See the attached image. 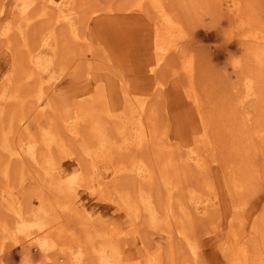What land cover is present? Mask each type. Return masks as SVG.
<instances>
[{"label":"rangeland","instance_id":"374dc122","mask_svg":"<svg viewBox=\"0 0 264 264\" xmlns=\"http://www.w3.org/2000/svg\"><path fill=\"white\" fill-rule=\"evenodd\" d=\"M133 1L135 0H122V3L131 5ZM170 1L167 6H171L172 14L181 19L185 37L181 52L170 59V67L159 72L158 80L164 86L155 95L152 94L153 83L147 72L152 20L156 16L151 12L145 15L120 11L111 14L100 12L97 16L81 20L79 26L75 23V30L72 32L76 41L81 43V38L85 40V44L80 45L81 49L76 48L75 51L82 52L83 56L72 53L61 56L62 58L56 57L50 47L52 44L49 47L43 45L44 39L48 37L47 31L43 32L45 21L33 24L37 36L30 40L27 48L30 52L29 64L24 61L23 52V56L20 55L16 61L20 74H25L21 78L23 87L19 92H15L16 83H10L11 64L9 57L5 58L6 52L0 44V226L5 228L4 232L0 230V264H20L22 257H30L32 264H49L48 257H44L35 246L51 227L50 219L57 217L59 212L54 210V194L59 193L53 190V184L60 185L62 191L67 192L68 182L77 179L78 182L81 179L87 180L89 188L94 190L101 186L99 180L107 183L113 176V168L108 164L95 163V148L98 146V150L105 152L107 146L113 143L112 139L118 137L115 130L119 132L130 120L131 125L132 116L141 107L146 114L151 112L147 114L148 122L159 128L154 127L158 135L166 133L169 142L177 148L176 152L180 151L178 157L181 160L188 159L195 163L201 157L206 168L203 170L205 174L198 175L190 167L191 173L190 169L187 171L189 176L184 175L182 184L176 185L171 191L162 183L161 178L152 188L146 185L143 187V184L137 182L139 187L137 185L136 192L141 188L143 195L154 200V207L160 209L158 203L162 202L165 206L172 207L173 215H178L177 208L180 205L189 214V222L184 225L189 243L177 238L181 237L176 232L180 229L179 225L170 228L177 237L173 241L175 250L169 246L172 249L169 251L175 252L177 261L183 260L184 264H227L223 253L233 243L231 232L235 231L236 235L238 231L249 233L255 217L264 211V150L258 141L245 136L241 139L242 149L238 153L234 149V143L238 142L231 137L242 127L235 126L234 123L237 115L233 104L239 96L237 88L240 73L233 71L232 63L243 54V44L237 31L233 29L232 16L221 3H214L211 13L203 5L197 11L191 9L187 0ZM254 2L264 16V0ZM21 3L19 0H0V34L3 35L8 28L16 25L12 29L15 37L16 32H20L19 35L24 39L27 34L34 32L26 31L24 27L27 18H22L20 13H26L28 3L25 0ZM118 3L98 0L96 7L91 9L116 7ZM21 5L26 10H21ZM17 21L18 24H15ZM57 28L58 33L61 27ZM8 55L9 53L6 54ZM182 64L190 68L193 66L191 70L195 73L192 72L191 78L182 72ZM20 74H17L16 79ZM192 78L194 82L191 81ZM189 82L194 87L189 86ZM190 87H193L198 96L202 115L207 122V137H202L200 141L198 136L201 133L202 119L196 112L195 104L186 95L191 90ZM101 99L106 101L109 111H105L98 103ZM36 101L42 107H47L46 117L53 116L56 125L49 126L45 118L37 121L39 115L29 112ZM21 109L25 114L28 113L25 117V114H19ZM12 111L16 114L11 115ZM57 115L61 121L57 119ZM80 135H91L93 147L82 140ZM198 143L201 145L199 151ZM20 145L23 155H19ZM252 147L259 151L257 161H254L257 171L259 170L258 180L255 182L249 171L248 178H251L248 185L243 186L247 193L241 204L243 206L233 213L235 198L229 196L225 182L230 181L236 187L239 182L237 183L236 176H232V180L230 177L226 179L223 169L227 164L231 174H240V178H243L245 166L242 162L250 164L249 150ZM153 148L135 152L134 156L139 157L148 167L154 161V164L160 163L159 152L154 149V155ZM235 148H239V145ZM148 152H151L150 155ZM68 153L70 156H67ZM151 155L154 156V161ZM125 159L122 166L124 170L130 171L137 165L128 162V157ZM89 170L91 173L86 175ZM194 174L196 175L193 176ZM200 177L209 183L216 194L217 204L205 214H197L194 209ZM126 181L131 182L130 179H125L115 188L107 185L108 183L102 185L106 188V199L111 200L109 191L118 188L113 194L116 198L124 195V205L132 209L133 200L138 198L135 195L140 194H135V189L126 184ZM110 182L114 185L111 180ZM133 183L136 188L137 183ZM77 194L76 209L80 218L88 224L87 236L94 232L96 239L92 244H83L82 247L70 244L72 247L69 258L72 261L64 264H96L97 254L103 245L97 236L103 235L105 238L111 232L120 238L122 264H142L145 252L153 255L157 261L162 260L161 264L167 262L169 239L164 232L143 226L136 229V223L128 212L110 202L101 201L97 194H90L85 188L78 189ZM116 198L111 201L117 202ZM140 210H143V219L150 218L144 213L143 206H140ZM155 214L160 222L162 211L156 209ZM235 214L242 217L238 218L240 220L246 219L245 225L242 223L244 227H239L238 219L237 224H231L230 217ZM65 222L72 230L75 229L79 239L84 242V232L77 222L74 221L73 224L69 218L64 219ZM28 224L36 227L34 231L26 230ZM241 236L240 232L238 238ZM107 260L109 261L107 258L105 262L102 261L107 264Z\"/></svg>","mask_w":264,"mask_h":264},{"label":"bare ground","instance_id":"6f19581e","mask_svg":"<svg viewBox=\"0 0 264 264\" xmlns=\"http://www.w3.org/2000/svg\"><path fill=\"white\" fill-rule=\"evenodd\" d=\"M19 1L21 3V1L24 0H19ZM25 1L28 3V6H26L28 10H26L25 7L21 5L20 7L21 10L23 11L26 10L25 11L26 13L24 14L20 13V16H22V18L23 17L27 18V21L24 25L26 31L31 30L34 32L27 34L25 38L26 40L24 38H21V36L19 35L20 32H16L17 37H15L13 36L15 31H12V29H15L17 27L16 25V26H12L13 28L12 27L8 28L3 35L0 34V44L2 45V48L6 52L4 54L5 58L9 57L8 61L11 64L10 83H16L15 92H19L20 89L23 87V85L21 84L23 83L21 78L25 76V74H20L17 66L18 63H16V61L20 57V55L21 57L23 56L21 54L23 52L25 58L24 61H26V63L29 64L30 52L29 49L27 48L30 45L29 43L30 40H34V37L37 36L35 30L33 29V24L40 23L42 21H45L46 23L43 32L47 31L46 33L48 34V37L44 39L43 45L49 47V45L52 44L50 47L51 50H53L54 55H56V57H61V56L64 57V55H68L72 53L75 56L81 54L83 56L82 52L80 53L75 50L76 48L78 50L81 49L80 45L85 44V40L84 38L80 39L82 44L76 41L77 40L76 36L72 32L73 30H75L74 27L76 25L78 24L80 25L81 20L89 19L90 16H97V14H100V12L111 14L115 11H120L123 13H130V12L142 13L144 15L149 14V12L154 13L156 16L154 19L152 18L153 20H152L150 53L148 55V65H147V72L149 73V76L153 83L151 91L152 94L154 95L156 92L161 91L162 87L164 86V84L159 82L158 80L159 72L162 71L163 69L170 67V59L173 58L177 53L181 52L180 49L185 34L182 30L183 26L181 25L182 23L181 19L179 17H175L176 15L172 14L171 11L172 8L170 9L171 6L170 7L167 6L170 0H135L131 5L126 2L122 3V0H112L119 2L116 7L109 6L105 9H93V10L91 8L96 7V3L98 2V0H71V1L25 0ZM174 1L176 2V0H171L170 2H174ZM178 1L179 0H177V2ZM187 1H189V6L193 10H196L197 8L203 5L208 12L212 13L213 11L212 7L214 6L213 4L221 3V5H223L224 8L228 12H230L233 21V29L237 31L239 35V39H241V42L243 44V54L241 58L232 63L233 71L240 73L238 77L239 87L237 88L239 96L238 98H236L237 100L235 101V104H233L234 108L236 109V115H237L234 120V123H236L235 126L241 125L242 127L236 130L233 136L231 137L233 138V140L238 142V143H234L235 147L239 145V148L234 147V149L238 153H240V150L242 149V146L240 145L241 139L245 138V136L252 139L253 141L254 140L258 141V143L261 144L262 149L264 150V16L258 10L259 8L256 7L254 0H187ZM15 24H18V21ZM57 26L61 27V30L58 33L56 31ZM40 46L42 47V44H40ZM73 50L75 52H73ZM8 53L9 55L6 56V54ZM184 64H182L184 66V68L182 67V72L184 73L185 76L191 78L193 74L192 72H194L193 70H191L193 66L192 68H190V66H186ZM177 66H178V62H177ZM173 67L175 68V65ZM177 71L176 73H178ZM17 74H20V76H18V78L16 79ZM191 81H193V78ZM191 83L192 82H189V84ZM192 84L189 86H193ZM193 87H190L191 90L187 92L186 95L188 99H190L192 103L195 104L194 107L196 108V112L199 114V116L202 119L201 133L198 136L199 139L198 141H200L202 137H207L208 128H207V122L204 119L205 117L202 115V108L199 105L197 99L198 96L196 95ZM98 103L104 108L105 111L109 109L105 100L103 99H101V101L98 100ZM46 108L42 107V104L36 101L34 106L30 108L29 112H31V114L36 112L39 115L38 119H36L37 121H39L42 118H45V120L47 121L46 123L49 126L56 125L55 120L52 119L53 116L52 118L46 117L47 116L46 113L47 111H45ZM52 109L55 112H57L56 108L52 107ZM137 111L138 112L132 116L133 121L131 125H130V121H131L130 120L129 124H125L121 130L119 129V132L117 129L115 130L117 131L116 135L118 134V137L112 139L113 143L107 146V150L105 152H103L102 149L98 150L97 149L98 146L95 148V152H94L96 158L95 163L108 164L109 166H112L113 176L110 180L114 185H111L110 180L107 182L108 184L103 183L101 180H99L101 186H99L97 190H94L92 187L89 188V182H87V180L81 179L80 182H78L77 179L76 181L73 180V182L72 181L68 182V189H66L67 192H65L62 191V187L60 185L56 183L53 184L54 186L53 190L59 193V195L54 194L55 205H56L54 210L56 209L59 212L56 214L57 217L50 219V222L52 223L51 227L47 230L46 234H43L40 240L38 239L39 245L37 243L35 246L36 249H39V251L43 253L44 257H48V259L50 260L49 264H59V263L64 264L69 261H72L69 258L70 248L72 246L82 247L84 246L83 244H87V243L92 244L94 239H96L94 238V236L96 235V233L94 234V232H92L94 235L89 233V236H87L89 229L88 224L86 225L87 222L84 221L82 217L80 218L81 215L78 213L76 209L75 200L78 195L77 194L78 189L80 188L83 189L85 188L89 191L90 194H97L101 199V201L110 202L114 204V206L119 207L120 209L128 212L136 223L137 226L136 229H139L141 226H143V228L146 227L154 231L164 232L169 239L168 247L172 246L171 248L174 249L173 241L177 237L176 233H174L172 229L170 230L172 226L179 225L180 229H178L176 232L181 237L178 236L177 238L178 239L182 238V240L187 241L189 243L187 232L184 230V227H186L184 225H186V223L189 222V214L184 209L185 207L179 205V207L177 208V212H179V214L177 213L178 215L175 214L173 215L172 213L173 211L171 212L172 210L171 206H165L164 204H162V202L161 203L159 202L158 206L160 207V209L154 207L153 205L154 200H151L149 196L143 195L144 193H142V189L138 188L139 190H137V192L140 195H135L136 197L138 196V198L137 199H135L136 197L134 198L135 200H133L134 201L133 208L130 209L124 205L125 200L122 199L124 195L122 196V198L121 196L116 198L117 196L115 197V195L113 194L116 193V189H118V188L116 189L114 188L116 186L118 187L119 182L125 179L131 180V182L126 181L127 183L126 182L125 183L130 184V186H132L135 189V194H137L136 189H137V185L139 187V183H141V185L143 184L144 185L143 187H145L146 185V187L152 188L155 185V182H157L159 178L163 179L162 183L166 185L171 191L176 185L182 184L184 175L189 176L187 171H189L190 167L193 168L195 172L197 171L198 175H202L203 170L205 168V166L203 165V159L200 157V155H198L200 159H198L197 162L195 163H191V161L188 159L185 161L181 160V158L178 157L180 151L176 152L177 148H174L173 145L169 142L166 133L165 135L162 134L161 136L160 134L158 135V133L154 129V127L156 129L158 127H156L155 125L153 127L151 126L152 124L150 125V122H148L147 114L151 112H148L146 114V112H144L143 107H141ZM13 114H16V112L12 111L11 115ZM19 114L20 115L25 114L24 110L21 109ZM27 114L28 113H26L23 116L25 117ZM35 117L37 118V116ZM57 119L60 120L59 115H57ZM90 137L92 136L91 135L81 136L82 140H84L88 145L93 147L94 142H92ZM120 137L121 139H119ZM198 145L199 147L197 148V150L199 151L201 145L199 143ZM149 147L153 148L152 151L155 149L156 151L159 152L160 156L158 157V160H160V163L159 162L155 163L156 166L154 164L155 162L154 161L155 159L153 158L154 156L152 157V155L150 157L153 159L154 162L152 166H151L152 163L149 164L150 165L149 167L144 165V163L139 157L134 156L136 155L135 152L138 153L143 149L144 150L147 149L148 151ZM20 149H21V145L19 146L18 151H19V155L21 154L23 155ZM155 150L153 151L154 155L156 152ZM249 152L251 158V161L249 162L250 164L248 163L244 164L242 162V164L245 166L243 168V173L245 176L243 178L241 177L242 179L240 178L241 176L240 174L238 175L231 174L227 164L224 166L223 169V171H225L226 179L230 177V179L232 180L233 178L232 176H236V178L238 179L237 183L239 182L238 187H236L235 185L232 186L230 181L225 182L228 187L227 191L229 193V196L235 198V202L234 203L232 202L234 204L232 206L233 213L237 209L242 208L243 206L241 204H243L242 201L244 200L247 194L246 192H244L243 186H247L248 185L247 182H249V179L251 178V177L248 178L249 171L251 176L255 179V182H257L258 180L259 170L257 171L256 169L257 167L254 161L255 160L257 161L258 158L257 154L259 151L257 148L252 147L251 150H249ZM148 153L150 155L151 152ZM241 155H243V153H241ZM67 156H70V154L68 153ZM126 156L128 157L127 161L130 162L132 165L134 163H137V165L132 169H130V171H126L122 168L123 161L126 160L125 158H127ZM160 157L161 159H159ZM262 157H263L262 159L264 160V155ZM151 167L153 168L151 169ZM245 170L247 171L246 173ZM90 173L91 170H89V172L86 175ZM189 173H191V169ZM195 175L196 174H194L193 176ZM132 181H134L135 184L137 182L139 183L135 185ZM132 183L136 186V188L132 185ZM102 184H107L110 187L115 186L113 190L111 189L109 191L110 192L109 195H112L111 200H115L116 198L117 202L116 201L113 202L110 199H106L107 197L105 193L106 188ZM110 187H108V189H110ZM134 189L132 190L134 191ZM197 189L198 191L196 193V197L194 198V200L196 199V202L194 203L195 212H197V214L208 213L217 204L216 194L213 192V188L210 187L209 183L206 180H203L202 178L199 181ZM61 191L62 194H60ZM190 192L194 193V190H191ZM156 193L158 195V192ZM113 197L115 198L113 199ZM157 198H159V195ZM236 202H238V205L236 204ZM140 206L144 207V211H145L144 213L150 217L149 219L142 218L141 215L143 210L142 211L140 210ZM156 209L159 210L160 212L162 211V219L160 220V222H158V220L156 219V214H155ZM239 215L241 216L242 214L240 213ZM240 216H237L236 214L235 216L232 215L230 217L231 224L234 225L238 218H242ZM66 218H69L70 221H73V224L74 221L77 222V224L80 226V229L84 232L83 235L84 238H86L85 239L86 242L84 240L85 243L79 239L80 236L75 231L74 228H73L74 230H72L69 226H67L66 222L64 223V219ZM245 220L246 219L240 220L239 222L240 228L244 227L246 222ZM35 228L34 226L28 224L26 230L28 232H31L34 231ZM4 229H5L4 226H0V230L2 232H4ZM240 232L242 233V236L238 238ZM240 232L238 231L237 235L235 231L231 232V236H232L231 239L233 240V243L232 241H230L232 244L230 246H227L226 251L223 253L226 263L227 264H264V211L260 216L255 217V219L253 220V224L250 227L249 233L243 231ZM11 234L13 235V233ZM102 236L103 235L97 236L101 239V243L103 245L101 249H99V252L97 254L96 264H104L102 260H104L105 262L106 258L109 259V261L107 260L108 261L107 264H122L120 258V250H119L120 238H117L118 237L117 234L112 232L110 233L109 236L106 235L107 237L105 236V238ZM70 244L72 246H70ZM171 248L169 247L168 251L172 250ZM108 250H109V254H108ZM56 251L57 253H55ZM177 252L179 253V251ZM168 253L169 255L166 257L167 262L165 264H178V263L184 264L183 260H181V262L176 260L175 252L169 251ZM168 253H166V255ZM145 254L146 255L143 259L142 264H161L162 260L157 261L153 255L150 256L149 252H145ZM194 258L195 257H193V259Z\"/></svg>","mask_w":264,"mask_h":264},{"label":"clouds","instance_id":"9594fccd","mask_svg":"<svg viewBox=\"0 0 264 264\" xmlns=\"http://www.w3.org/2000/svg\"><path fill=\"white\" fill-rule=\"evenodd\" d=\"M20 264H32L30 257H22Z\"/></svg>","mask_w":264,"mask_h":264}]
</instances>
